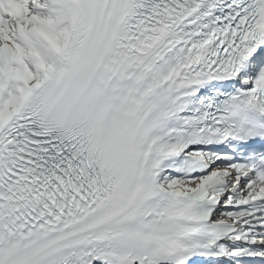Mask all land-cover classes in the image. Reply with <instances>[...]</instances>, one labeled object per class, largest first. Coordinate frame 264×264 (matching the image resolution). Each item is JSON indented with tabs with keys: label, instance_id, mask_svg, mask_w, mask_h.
<instances>
[{
	"label": "snow or ice",
	"instance_id": "obj_1",
	"mask_svg": "<svg viewBox=\"0 0 264 264\" xmlns=\"http://www.w3.org/2000/svg\"><path fill=\"white\" fill-rule=\"evenodd\" d=\"M0 264H264V0H0Z\"/></svg>",
	"mask_w": 264,
	"mask_h": 264
}]
</instances>
